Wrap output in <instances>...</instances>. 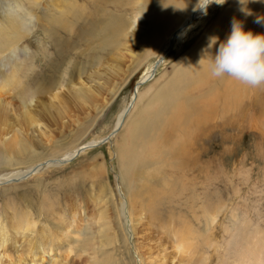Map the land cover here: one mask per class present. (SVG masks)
Here are the masks:
<instances>
[{
    "label": "rangeland",
    "instance_id": "374dc122",
    "mask_svg": "<svg viewBox=\"0 0 264 264\" xmlns=\"http://www.w3.org/2000/svg\"><path fill=\"white\" fill-rule=\"evenodd\" d=\"M240 1L217 0L187 20L194 6L182 17L173 15L157 30L156 49H150L153 1L9 0V9L0 10V45L20 33L16 44L26 48L15 71H1L0 99L14 105L26 99L37 121L14 125L13 132L0 136V229L8 236L0 264H236L240 241L252 245L249 237L256 233L264 246V94L253 96L245 85L246 92L229 107L217 103L189 142L196 138L188 157L193 173L159 168L155 153L146 156L151 165L132 156L139 151L147 115L161 102L179 99L194 70L192 54L204 48L226 10ZM177 30L171 50L152 77L143 79ZM113 53L119 61L115 73L103 64ZM8 75L15 78L10 82ZM223 83L212 76L208 85ZM52 84L62 88V111L47 108ZM69 91H81L85 99H76V105ZM206 91L203 86L187 96L199 103ZM122 112L110 141L30 174L36 165L106 138ZM13 133L19 145L11 142ZM128 178L142 195L134 208ZM159 178L178 180L179 195L153 194L161 188ZM121 202L125 218L119 215ZM138 215L141 224L135 225ZM172 227L179 236L170 233ZM180 242L188 250L177 247Z\"/></svg>",
    "mask_w": 264,
    "mask_h": 264
},
{
    "label": "bare ground",
    "instance_id": "6f19581e",
    "mask_svg": "<svg viewBox=\"0 0 264 264\" xmlns=\"http://www.w3.org/2000/svg\"><path fill=\"white\" fill-rule=\"evenodd\" d=\"M150 1H153V7H154V13H153L152 19H151V20H153V24H154V26L152 28L153 34H152L151 39H150L149 44H148V47H150V49H156L154 46L156 44L158 45L159 41H158L157 30L160 29L162 24L165 25L168 21H170V19L173 17V15L180 13L181 17H182L183 15H185V13L190 8H192V6L199 7L200 4L205 2V0H199V3H197V0H149V2ZM8 6H10L9 0H0V10H4V9L8 10L9 9ZM193 9L190 11L191 13H189V15L186 17L185 20H187L188 17L191 16V14L194 15V14H197L199 11H201L198 8L195 11ZM257 17L264 18V0H241L239 5L234 4L233 6H230L226 10L225 15L223 16L222 20H220L218 22V24L216 25V28H215V31L213 32V34H210L208 36V38H207L208 42L204 45V48H202V49H200V50H198L192 54L191 57L194 60V70L188 75L184 89L181 92H179V95H178L179 99L173 100V98H172L171 102H161L159 105H157L151 111L150 114L147 115V117H146L147 119L145 121L146 123L141 128L140 133H139L138 138H137V140H139L138 142L140 144L139 151L138 150L133 151V153H132L133 158L143 156V158L146 159L149 162V164L151 165L152 158H146V156H150V155H153L155 153L154 154V160H155V162L159 168H162V167L171 168V166H172V168H174V170L177 173L179 172L180 175H184V176L187 175V172L193 173L195 171L194 167H192V165H193L192 160L188 159V157L191 156V154L194 152L195 147H196V145H194L195 143H193L196 138L193 140L191 145L189 143L191 140L192 134L193 133L197 134L199 124L202 120H205L206 118L211 117L216 112L217 103H219L222 106H225V108H227L230 106V104H229L230 102H231V104L234 103L237 99L240 98L242 93L246 92L245 84H243V83H241V82H239V81L235 80L234 78L229 77L227 75L222 77V79L224 80V83L222 86H220L218 88H213V87L208 85L209 78L212 77L211 72H210V64H211L212 56L214 55L218 44L220 42H222L226 38L227 34L229 33L230 22L233 18L239 20L242 23L245 30H252L254 33H264V20H262L261 23H256L255 21H256ZM11 25H13V24H11ZM14 28H16V27H14ZM22 30H23V28H22ZM19 34H16L14 38L13 37L9 38L7 40V43L0 45V52L2 53V55L0 56V74H1V71L5 70V69H7V71H11V70L15 71L17 61L22 56V52H25L23 50L26 47L24 48V46H20V45L16 44V42L18 41V38L21 37ZM166 34H167V32L164 34V36ZM174 34L175 33H173L172 35H169L168 41L164 42V45L160 48L158 57L156 59V61L159 60L158 64H160L162 62L161 61L162 57L165 56V54L168 52L169 47H170V42H171V44L174 43V40H176L177 37L180 36L179 34H177L176 36ZM0 39H2V38H0ZM3 40L4 39H2V41ZM116 54L117 53L111 54L107 58V60L103 63L106 65V67H104V68H107L110 71H113L111 73H115V70H116V68H118V65H119V61L117 59L118 56H117V58L115 56ZM154 63L152 64V66L149 67V70L143 75V79H145V80L149 79L148 77L150 76V74L154 73V71L157 68L156 67L155 69H153ZM157 66H159V65H157ZM94 73H95V75H97L98 71H95ZM9 76L10 75L7 76V80H10V82H11V79L15 78V76H11L12 78ZM97 76H100V75H97ZM8 78H11V79H8ZM2 81L4 82V80H2ZM13 81H14V79H13ZM5 82H6V80H5ZM16 84L17 83L15 80V85ZM214 84L218 85V83H215V82H214ZM203 86H207V91L203 95L202 100L199 103H195L192 99H190L187 96V92L189 90L203 88ZM15 87H18V86H15ZM0 88H2V87H0ZM61 89L62 88H60V86H58V85H55V87L53 85V86H51V88H49V92L50 91H53V92L50 94L51 97L48 100L50 103L47 105L48 109L54 108V109H60L62 111L66 108L65 103L60 101L61 99L59 100V98H58V95L60 93L59 91H61ZM247 89L252 95H253V92L255 94H258L260 92L259 97L264 94L263 85L258 86V87L249 86V87H247ZM17 91H19V90H17ZM69 93L71 94V98H69V99L73 100V103H76V105H77L76 99H85V94L81 91H77V92L69 91ZM68 96H69V94H68ZM24 98H26V97H24ZM24 100H26V99H23V102L14 105V103H12L9 100H6L4 98L0 99V136H3V135L5 136V134H7L8 131H12L13 130L12 128L14 127V125H18L20 127L21 126L28 127L37 121L36 115L30 109V106L27 104V102H24ZM71 100H69V101H71ZM131 100L133 101V98H131ZM19 101H22V100H19ZM56 101H57V104L55 106L54 103H56ZM39 104L41 105V103H39ZM122 115H123V112L118 117L115 128L119 124ZM113 132H114V130L111 132V134H114ZM13 134H15V133H13ZM12 136H13L12 139L10 138L11 142H13V144L15 146L19 145L20 140L17 138L18 135L15 134ZM91 143H93V142H91ZM86 144H89V143H86ZM15 146H13V147H15ZM0 150L2 151L3 149H0ZM77 151L75 150L74 152L67 153L63 156L62 159H58V160H61V161L62 160H68L71 157H73ZM129 153H130V149L128 150V154ZM4 154H6V153L4 152ZM165 157H167V158L165 159ZM192 159L195 160V158H192ZM38 169L39 168H37L36 170H38ZM160 170H162V169H160ZM157 172H158V170H157ZM31 173L32 172L30 171V174ZM158 174H159V172L157 173V175ZM125 175L126 176L128 175L129 178L131 176L127 172L125 173ZM129 178L126 179L125 182H126V186L128 187V189L131 192V198L129 199L130 203H131V207L134 208L135 203H138V201L140 200L139 198L142 195H141V193L136 191L137 189L136 190L134 189V187L132 186L133 181ZM170 178H172V177H170ZM145 180L147 182H149V180L147 178H145ZM165 180H164V178H159V180H157V181L155 180V182L157 184L161 185V188L157 187L156 192L151 191V193L153 192V194H155V195L156 194L157 195L158 194H161V195L167 194L171 197H172V195H175V194L179 195V185H180L179 181L177 180L175 182L174 181L170 182L168 180L167 181H165ZM134 182H136V181H134ZM142 185H143L142 186L143 188L146 187V185H144V184H142ZM130 192L128 194H130ZM129 197H130V195H129ZM130 203H129V205H130ZM130 212H132V210H130ZM122 214H123V217L125 218V213H123V203L121 202L119 205V215L122 217ZM131 216H133V215H131ZM19 217H23V216L20 215ZM140 217H141V215H138L136 217L134 216V219L136 218L135 220H137L135 222V225L141 224V223H139ZM22 219L23 218H21V219L18 218L19 222H20V220L22 221ZM24 219H26V217ZM57 220H59V219L57 218ZM63 223H65V221ZM10 225H14V224H10ZM21 225H23V223H21ZM67 227H69V225H67ZM14 228H17V227H14ZM161 228H162V226H161ZM174 228L173 227L170 228V230H171L170 233H173V235L175 237H176L175 233H177V235L179 236V233H180V232H178L179 230L177 231L175 229V231H174ZM17 229L19 230V227ZM15 231H16V229H15ZM64 231L66 232L67 230H64ZM4 234H5L4 231L0 229V248L3 251H4V248H2V247H5V243L8 240V236H5L7 234H5V235ZM65 235H67V233H65ZM249 241H250V243H252V245H249L247 240H246V245H245L244 241H240L239 245H237V248H236V251L234 254V257L237 259L235 261V263L236 264H264V246L259 242L258 235L256 233L251 235V237H249ZM29 242H31V241H29ZM28 244L30 247L34 246V242L32 244L31 243H28ZM239 246L244 249V251H239L240 256L238 253V247ZM173 247H171V248H173ZM177 247H179L180 249L188 250V248H186V247H188V245L184 244L183 242H180L179 245H177ZM27 248H28V246H27ZM36 248H38V247H36ZM189 250H190V248H189ZM18 255H20V254H18ZM26 255H28V254H26ZM174 255H175V252H173V257L170 258V261H172L174 259ZM243 255H245V256L242 258ZM27 258H28V256H27ZM49 258L47 260H49ZM51 260H52V258H51ZM42 262H44V261L42 260ZM56 262H58V260ZM240 262H244V263H240ZM18 264H20V263H18ZM22 264H23V262H22Z\"/></svg>",
    "mask_w": 264,
    "mask_h": 264
},
{
    "label": "clouds",
    "instance_id": "9594fccd",
    "mask_svg": "<svg viewBox=\"0 0 264 264\" xmlns=\"http://www.w3.org/2000/svg\"><path fill=\"white\" fill-rule=\"evenodd\" d=\"M217 0H205L198 8L206 13L207 5ZM199 3V0H197ZM264 18L257 17L256 23ZM210 72L213 77L225 75L251 86L264 85V33L245 30L242 23L233 18L230 31L220 42L212 56Z\"/></svg>",
    "mask_w": 264,
    "mask_h": 264
},
{
    "label": "water",
    "instance_id": "95a60500",
    "mask_svg": "<svg viewBox=\"0 0 264 264\" xmlns=\"http://www.w3.org/2000/svg\"><path fill=\"white\" fill-rule=\"evenodd\" d=\"M194 15H196V14H194ZM194 15H192V17L194 16ZM191 19V18H190ZM189 21V20H188ZM182 28V27H181ZM180 28V29H181ZM178 34V30L175 32V36ZM174 36V37H175ZM171 42H170V47H169V50H168V52L171 50ZM167 52V53H168ZM166 53V54H167ZM158 62H159V60L158 61H156L155 63H154V66H153V69H155L156 67H157V65H159L158 64ZM153 75V74H152ZM151 76V75H150ZM152 77V76H151ZM140 84H142L141 82H137V84H136V86H139ZM135 93H136V91L134 90V93H133V97L135 96ZM129 110V108L127 109V111ZM126 111V112H127ZM124 115V114H123ZM123 117V116H122ZM122 117H121V122H122ZM121 124V123H120ZM119 127H120V125H119ZM119 127L118 128H116V129H114V134L119 130ZM114 134H109L106 138H104V139H102V140H99V141H97V142H95V143H91V144H87L86 146H83V148H80L77 152H76V154L73 156V157H71L70 159H68V160H50V161H48V162H43V163H41V164H39V165H36V166H34L33 167V169H31V172H34L37 168H42V167H45V166H47L48 164H56V165H61V164H65V163H67V162H69L71 159H73L79 152H81V151H83V150H85V149H87V148H91V147H95V146H97V145H99V144H102V143H104V142H106V141H110V138L114 135ZM28 174H25V176H23V178L24 177H26Z\"/></svg>",
    "mask_w": 264,
    "mask_h": 264
}]
</instances>
